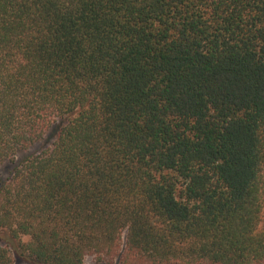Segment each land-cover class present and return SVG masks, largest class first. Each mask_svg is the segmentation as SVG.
I'll list each match as a JSON object with an SVG mask.
<instances>
[{
	"label": "trees",
	"instance_id": "trees-1",
	"mask_svg": "<svg viewBox=\"0 0 264 264\" xmlns=\"http://www.w3.org/2000/svg\"><path fill=\"white\" fill-rule=\"evenodd\" d=\"M4 162L0 264H264V0H0Z\"/></svg>",
	"mask_w": 264,
	"mask_h": 264
},
{
	"label": "rangeland",
	"instance_id": "rangeland-1",
	"mask_svg": "<svg viewBox=\"0 0 264 264\" xmlns=\"http://www.w3.org/2000/svg\"><path fill=\"white\" fill-rule=\"evenodd\" d=\"M57 124H54V126L50 129V131L47 133V135L44 137V139L35 145L31 146L28 148V150L20 153L16 158L15 161L18 162L21 159H23L25 156L31 155V154H36L40 152L43 148L48 147L55 139V132H56V127ZM15 166L14 163L11 162H4L0 164V182L5 181L7 178L10 177L12 174L13 167ZM15 262L14 264H33L31 262H28L26 260H22L18 257L15 256L14 258ZM85 264H95L93 257L88 256L84 259Z\"/></svg>",
	"mask_w": 264,
	"mask_h": 264
}]
</instances>
